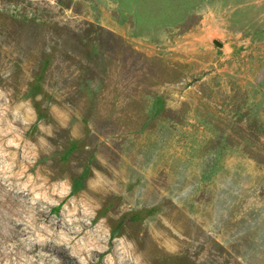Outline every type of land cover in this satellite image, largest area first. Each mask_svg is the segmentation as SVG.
Masks as SVG:
<instances>
[{
	"label": "rangeland",
	"instance_id": "obj_1",
	"mask_svg": "<svg viewBox=\"0 0 264 264\" xmlns=\"http://www.w3.org/2000/svg\"><path fill=\"white\" fill-rule=\"evenodd\" d=\"M0 264H264V0H0Z\"/></svg>",
	"mask_w": 264,
	"mask_h": 264
},
{
	"label": "trees",
	"instance_id": "obj_2",
	"mask_svg": "<svg viewBox=\"0 0 264 264\" xmlns=\"http://www.w3.org/2000/svg\"><path fill=\"white\" fill-rule=\"evenodd\" d=\"M83 120L87 121L88 119H86V117H82ZM133 129H136V128H133ZM126 131H129V130H126ZM122 132V131H121Z\"/></svg>",
	"mask_w": 264,
	"mask_h": 264
}]
</instances>
